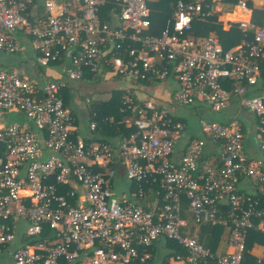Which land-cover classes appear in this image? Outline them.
<instances>
[{"label": "built area", "instance_id": "1", "mask_svg": "<svg viewBox=\"0 0 264 264\" xmlns=\"http://www.w3.org/2000/svg\"><path fill=\"white\" fill-rule=\"evenodd\" d=\"M39 6L42 15L33 13ZM208 10L202 0H178L152 33L146 0H0V54L21 52L25 35L38 69L35 81L0 69V257L6 252L12 264H149L152 248L166 240L183 250L169 264H243L248 232H264V28L239 21L240 41L226 49L216 36L190 35ZM51 66L60 80H46ZM105 75L123 83L121 113L138 116L133 133L115 144L98 138L94 120L80 136L65 104L70 84ZM167 82L176 84L170 101L178 107L204 103L213 115L231 102L246 109L262 157L245 156L244 126L234 117L200 119L202 137L175 160L187 126L152 99L135 101L133 92ZM15 115L22 121L8 123ZM208 142L221 152L204 162ZM120 177L135 189L129 198L111 188ZM242 180L256 192L240 191ZM183 197L197 227H230V252L215 256L197 236L181 235Z\"/></svg>", "mask_w": 264, "mask_h": 264}, {"label": "crops", "instance_id": "2", "mask_svg": "<svg viewBox=\"0 0 264 264\" xmlns=\"http://www.w3.org/2000/svg\"><path fill=\"white\" fill-rule=\"evenodd\" d=\"M146 1L151 10V16H152L151 32L152 33L160 32L165 22L171 16L172 12L170 16L168 17L164 15L163 10L165 6L163 5L162 0H146ZM202 1L204 2L205 0H202ZM241 3L245 4V8L241 6ZM254 7H257V8H254ZM106 9L108 10L111 8L108 6ZM208 11H209L208 17L197 20L199 23H202V25L203 24L205 25L204 28L206 30V31H203L197 28V31H194V37L197 39L202 40L205 37L210 36V35L216 36L217 38L220 39L216 31L217 29H220L223 32L227 33V36L224 39L223 44L225 43V46L227 45L226 47L233 48L240 41L239 32L237 31V25H238L237 23L239 21L250 20L254 22L257 26L264 28V0H236L235 3H232V4L227 3V2L224 3V2L218 1L214 4L213 7L209 6ZM33 13L42 15L41 7L39 6L36 10H34ZM255 14H258V16L256 17ZM102 18L106 20H111V17L108 13H103ZM22 36H25V35L20 34L19 41L21 43L22 51H23L25 44L29 45L30 38L29 39L22 38V40H20ZM34 46L35 44L33 41V44H31V47H32L33 53L36 54L34 50ZM35 58H36V55H35ZM9 70H13V69H9ZM14 71H17L24 78L29 79L30 81L38 80L37 72H36L35 78L30 79L28 77L29 73L31 72L30 69L29 70L26 69L25 71L21 70V72L19 70H14ZM26 72L28 73V76ZM43 73L47 79L55 80V81L61 79L59 73L52 66L44 69ZM120 83L121 82L119 78L105 75V76H102L92 81L89 80L88 82H85V83L70 84L68 86V90L64 91L66 107L77 118L76 125L79 129L80 136L86 138L89 135L88 125L91 120H94L95 122L98 121V119L103 120L100 122L101 123L104 122V125H108L107 120L113 117L111 115L106 116L107 111L110 110V108L114 109L113 104H110V100L115 98L114 93L116 92V90L120 88ZM175 87H176V84L173 82L156 83L153 85H137L133 92L138 97L142 95L143 97H145V99H152L154 102H156V104L167 108L176 120L183 122L187 126L188 128L187 133L178 142L177 148L175 149V153H174L175 160L179 161L181 158L182 152L185 146L187 145V143L190 141V139L194 137H202V135L199 132L198 127H197L198 122L197 124H192L191 122H188L180 114L175 115L173 113L178 108H184V107H178L170 101L171 90L172 88H175ZM85 88H90V89H85ZM107 93L109 94V97L107 98L105 97L103 99L99 98L98 101L94 97L96 95H99V96L104 95V94L106 95ZM74 96L78 97L79 99L84 98L86 114H84V112L78 105H73L74 104L73 102L76 100ZM87 98H90L91 101L93 102V106H94L93 114L90 111L92 105L88 106L85 102L86 101L85 99ZM114 106H116V103ZM118 109L121 113L120 108ZM78 113L82 117L84 116L82 118V121L78 119L79 117ZM241 113L244 114V110L239 109L236 102H231L227 110L220 113V114H225L224 122L221 121L218 123L230 122L233 120L234 117L237 120H240V122L244 126L243 131H244V154L245 156L248 158H254V159L261 158L262 157L261 152L256 144L257 134H256L255 123L252 122V120L250 119L248 115H244V121H243L239 117L240 116L239 114ZM90 115H93V119L92 117H90ZM122 115H123L122 119L117 120V122L120 123L117 127L124 128L125 132L128 133L127 135H130L134 131L133 128H129V124H131L132 119L130 118V114L123 113ZM96 117H97V120H95ZM6 119L8 123L22 121V118L17 115L9 116V117L7 116ZM207 120L213 121V118H210ZM84 121H87V126H85V128H82L80 124L83 123ZM100 122H97V125H98L97 136L102 141L115 144L119 141L121 137H125V135L116 136L112 134L111 132L107 131L106 128H100L98 124ZM220 152L221 150L219 147L212 145L208 142L206 146V153L204 155L203 161L206 159L210 160V159L219 158L217 156L220 154ZM122 178L123 177H120L119 180H121ZM125 182L126 184L121 186L123 188V191H121L120 195L121 196L123 195L129 198L131 197L135 189L132 188L131 185L127 183V181ZM116 188H119V185H116ZM239 189L240 191L248 193V194H253L256 192V190L251 187L250 182H248L247 180L241 181L239 185ZM150 205L151 204L147 202L145 208L149 207ZM179 216L181 220L184 222V225L180 227V233L183 237L193 238L197 236L199 243L205 249L210 250V252L215 256H222L231 251L228 249V246H227V239L229 236L230 227L229 226L197 227L193 220V214H192L191 208L185 197H183L181 200ZM19 245L20 243H17L15 246L20 247ZM175 245L176 244L173 242L166 241V240H160L156 244V246H154V249L152 250L153 258L149 264H169L171 257L174 254L178 253L175 248L177 245L176 246ZM14 248H17V247H14ZM177 248L179 247L177 246ZM182 252L183 250H181V253ZM181 253H178V254H181ZM243 257H244L243 264H256L258 259L264 260V232L258 229H254V230L252 229L248 232L247 237L245 239V251L243 252ZM0 264H12L6 252L0 257Z\"/></svg>", "mask_w": 264, "mask_h": 264}, {"label": "rangeland", "instance_id": "3", "mask_svg": "<svg viewBox=\"0 0 264 264\" xmlns=\"http://www.w3.org/2000/svg\"><path fill=\"white\" fill-rule=\"evenodd\" d=\"M254 8H257V7H254ZM255 16L257 17L258 14H255ZM22 38L29 39L30 37L22 36L20 40H22ZM31 44H33V40L30 38L29 39V45L25 44L24 50L22 52H18V53H15V54H0V69H8V70L9 69H13V71L14 70H19L20 72H21V70L25 71L26 69H28V70L30 69L31 72L29 73V76H28V73L26 72L27 76L30 79L31 78H35L36 72L38 71V69H36L34 67L35 54L32 51ZM46 80L49 81L50 79H46ZM120 86H123V83H120ZM85 89H90V88H85ZM94 97L98 101L99 98L103 99L105 97L106 98L109 97V94L107 93L106 95L104 94V95H101V96L96 95ZM74 98H76V100L73 102L74 104L73 103L72 104L73 105H78L82 109L84 114H86L85 105H84V98L83 99H79L76 96H74ZM71 102H72V100H71ZM173 113L175 115L176 114H180L188 122H191L192 124H197V122L200 119H206L207 120V119L213 118L214 122H221V121L224 122V120H225V114H214V115L211 114L210 111L208 110L207 106L204 103H200L199 104V108L197 110H195V111H194L193 108H178ZM78 115H79L78 119L82 121V118L84 116L82 117L79 113H78ZM239 115H240L239 117L244 121V115H248L249 116L250 114H249V112L246 109H244V114L241 113ZM80 126H82V128H85V126H87V121H84L83 123H81ZM124 184H126L124 178H122L121 180L117 179V181H115V182L111 181V188L113 189V191L115 192V194L118 197L120 196L121 191H123V188L121 186L124 185ZM116 185H119V188H116Z\"/></svg>", "mask_w": 264, "mask_h": 264}, {"label": "trees", "instance_id": "4", "mask_svg": "<svg viewBox=\"0 0 264 264\" xmlns=\"http://www.w3.org/2000/svg\"><path fill=\"white\" fill-rule=\"evenodd\" d=\"M163 2V5L165 6V8H164V10H163V13H164V15H166V17H168V16H170V14H171V12L173 11V7H174V3L177 1V0H162ZM217 1H221V2H224V3H235V1L236 0H205L204 2H203V5H207L208 7L210 6V7H213L214 6V4L217 2ZM170 10H169V9ZM198 18H196V19H194V21H193V29H192V32H191V36L192 37H194V31H197V28H199L200 30H203V31H206L205 30V28H204V24L202 25V23H199L198 21ZM217 31V34H218V36L220 37V39H221V43L223 44V42H224V39L226 38V36H227V33H225V32H223L222 30H220V29H217L216 30ZM224 45V48H226V49H228L229 47H226L225 46V43L223 44ZM89 80H91V77L90 78H88ZM97 79H98V77H97ZM68 90V88L67 89H65V91H67ZM67 93V92H66ZM261 93H263L264 94V89H261ZM66 96H67V94H66ZM114 97L115 98H113L112 100H110V104H113V108L114 109H111L110 108V110H108L107 111V114H106V116H109V115H111L112 117H113V119H114V121H115V123H116V121L117 120H120V119H122V114L120 113V111H119V109L118 108H120L121 107V100H122V98H123V91H121V90H116V92L114 93ZM136 98H135V101H138L139 102V98H138V96H135ZM115 103H116V106H114L115 105ZM109 104V105H110ZM94 108V106H93V102H92V107H91V113L93 114V109ZM90 117H92V119H93V115H90ZM103 118V117H102ZM101 118V119H102ZM130 118L134 121L135 119H137L138 118V116L137 115H135L134 114V116L132 115L131 116V114H130ZM95 120H97V117L95 118ZM100 121H103V120H99L98 119V121H96V122H100ZM106 122V121H105ZM112 124V123H110V122H108V125H104V122H100V123H98L99 124V127L100 128H106V130L107 131H109V132H111L112 134H114V135H116V136H123V135H125V136H128L127 134L128 133H126L125 132V130H124V128H121V127H117L116 126V124ZM134 129V128H133ZM104 140H106V139H104ZM209 159H206V160H204V162H207ZM176 246V245H175ZM176 248V250H177V252L178 253H181V250L179 249V248H177V246L175 247ZM154 249V247L152 248V250Z\"/></svg>", "mask_w": 264, "mask_h": 264}]
</instances>
